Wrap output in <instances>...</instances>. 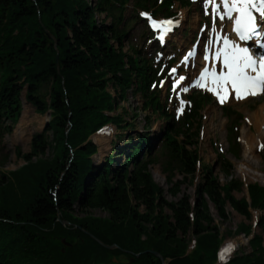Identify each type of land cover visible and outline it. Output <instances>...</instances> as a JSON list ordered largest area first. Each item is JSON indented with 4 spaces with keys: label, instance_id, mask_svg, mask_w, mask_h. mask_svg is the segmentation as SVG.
<instances>
[{
    "label": "trees",
    "instance_id": "16d2710c",
    "mask_svg": "<svg viewBox=\"0 0 264 264\" xmlns=\"http://www.w3.org/2000/svg\"><path fill=\"white\" fill-rule=\"evenodd\" d=\"M174 3L189 7L187 0H0V147L18 122L22 93L35 113L49 118L32 134L27 153L15 149L25 163L0 174V264H217L224 240L211 208L225 222L227 206L247 220L251 211L261 215L258 232L243 222L229 232L242 235L248 250L222 264H264V187L249 183L237 199L232 193L242 182L231 178L233 164L217 155L230 177L220 184L198 154L200 112L211 98L190 94L185 111L173 118L160 102L158 69L140 51L125 49L129 20L142 13L174 17ZM128 94H139L140 109L164 121L158 137L170 195L188 181L193 198L183 193L167 201L153 181L148 128L127 134L133 125L119 108ZM222 115L225 150L239 159L242 116L227 106ZM108 125L117 140L127 134L126 142L135 141L113 142V152L94 164L91 136ZM174 173L181 180L171 183Z\"/></svg>",
    "mask_w": 264,
    "mask_h": 264
},
{
    "label": "rangeland",
    "instance_id": "374dc122",
    "mask_svg": "<svg viewBox=\"0 0 264 264\" xmlns=\"http://www.w3.org/2000/svg\"><path fill=\"white\" fill-rule=\"evenodd\" d=\"M189 7H180L177 3H174L173 11L176 14L175 20L177 21V27L173 30L167 31V36L162 38L164 45L160 44L156 38V31L146 29L145 22L150 20L149 16L143 15L140 20H129L127 26V38L125 39V49L134 48L140 51V55L146 59H150L154 68L160 69V73L164 76L162 87L160 88V102L164 104L168 113H171L174 117H177L180 109H185L186 100L189 94L195 93V90L188 88V80L198 72V68L201 64L203 56V50L205 46L210 42L213 35H215L214 25L218 24L219 16L212 20L210 13L208 12L207 0H187ZM133 15L132 8L129 7L125 12V17L131 18ZM102 18L98 16V19ZM174 20V19H173ZM167 21V20H166ZM226 21V20H225ZM227 23V22H226ZM156 28H166L165 20L158 17L154 20ZM223 31L219 30L216 34L228 31V26L225 24ZM153 29V28H152ZM156 38L157 43L154 38ZM190 53H194L190 56ZM184 59L188 60V63H184ZM171 61V63H170ZM178 69L179 73L172 75L168 73V65ZM186 76L184 84H181L177 90H171L170 85L175 80L176 76ZM187 89L185 93L182 88ZM111 92V89L109 88ZM205 91V90H204ZM206 93L208 91H205ZM264 105V96L258 98H248L242 101L229 100L225 103H217L215 99H210V102L205 105V108L200 112L201 127L198 131L197 137V150L201 159V163L212 168L213 174L217 177L220 184L227 182L230 177L224 176L221 173L219 166L220 161L217 155L225 157L233 164V170L231 172V178L238 179L242 182V188L239 192L234 191L232 194L235 198L239 199L246 196V186L249 183L256 182L264 187V139L262 137V145H258L255 149L252 146V116L257 112V108ZM20 116L18 122L14 126V129L10 135H4L1 140L0 156L4 154L3 161L0 163V174H7V172L15 170L22 166L25 161L15 156V149L17 148L21 153H27L29 151V143L33 133L40 132L48 121V115H39L34 112L33 108L27 104L24 100L23 93L20 96ZM142 106V98L139 94L127 96V101L120 102L119 108H122L123 119L127 122H131L133 129L127 131V134L134 135L144 131L145 127L148 128V134H150L151 153L154 156V163L150 166V173L153 181L160 186L164 191V198L167 201L176 200L181 194L186 193L192 198L194 197V185L188 181L180 184L178 193L175 196H171L169 189L171 184L166 179V173L162 170V167L166 161L165 154L161 150L160 141L158 135L162 132L164 121L161 117L140 109ZM231 107L234 111L238 112L242 116V122L239 127V144H240V158L234 159L226 152V140H225V126L226 120L222 115V107ZM121 109L117 111L120 112ZM21 113H23V120L20 122ZM134 115L136 117H134ZM148 121V123H146ZM254 128V125H253ZM118 132L111 125H108L104 130L97 132L91 136L92 141L96 144L97 152L92 156L93 163H102L105 156L112 153L113 142H116L117 146H130L135 141V137L132 136L131 141H127V134L120 139H116ZM127 150H125L126 152ZM47 155V152H46ZM245 156V157H244ZM116 163L123 162V156H115ZM244 166H243V165ZM245 168L241 172L240 168ZM181 180L180 176L174 173L171 183ZM197 183V177L194 180V184ZM228 212V219L225 222H220L213 209L211 212L214 219V224L219 227L221 235L223 236V243L221 245H229L233 252L247 251V240L242 235H234L229 232H233L237 225L241 222L251 226L253 232H258L256 227L257 220L261 212L251 211L250 218L244 219L242 216L235 213L229 206L226 207ZM86 213L103 217L106 214L99 209H88ZM81 215V213H78ZM231 255V254H230ZM229 255V256H230Z\"/></svg>",
    "mask_w": 264,
    "mask_h": 264
},
{
    "label": "snow or ice",
    "instance_id": "6c2138e0",
    "mask_svg": "<svg viewBox=\"0 0 264 264\" xmlns=\"http://www.w3.org/2000/svg\"><path fill=\"white\" fill-rule=\"evenodd\" d=\"M233 12L238 13L234 18V31L241 41L249 40L260 34L259 30L264 26V0H231V3L229 0H218V6L214 9L213 14L220 13L219 19L223 20L225 18L233 19ZM142 15L146 14L142 13ZM223 43L225 48L231 46L227 37L224 38ZM256 64L257 61L252 59L246 48H234L233 54L225 51L224 68L227 71L222 69L217 79L225 83L231 82L237 99H243L246 95H256L257 89L264 92V61L261 62L259 71ZM248 69L256 75H250L246 71ZM204 71L207 73L208 70ZM212 74L215 76V70ZM221 102H223V97ZM229 250L230 247L225 249V251Z\"/></svg>",
    "mask_w": 264,
    "mask_h": 264
},
{
    "label": "bare ground",
    "instance_id": "6f19581e",
    "mask_svg": "<svg viewBox=\"0 0 264 264\" xmlns=\"http://www.w3.org/2000/svg\"><path fill=\"white\" fill-rule=\"evenodd\" d=\"M225 20H219L218 24L214 25L215 28V32H217L218 30L223 31L225 28ZM229 30L226 32H223L224 38L227 37V35L229 34ZM238 46H240L239 43H236ZM223 61L221 59H218L216 61L217 64L222 63ZM203 64V62H202ZM202 67V65H201ZM200 70V68H199ZM231 92H232V88L230 86H228L226 83L224 84L223 88L220 89L219 93H220V97H223V103L232 100V101H242V100H246L248 99V97H245L243 99H234L231 96ZM256 97V96H255ZM23 120V113H21V117H20V122ZM252 121V129H250L252 131V133L250 134L252 137V146L254 147V149L258 146V145H262V137L264 139V105H261L257 108V112L252 116L251 118ZM254 125V128H253ZM245 157V156H244ZM243 165V164H242ZM244 166V165H243ZM245 168L241 167L240 170L241 172L244 171Z\"/></svg>",
    "mask_w": 264,
    "mask_h": 264
},
{
    "label": "water",
    "instance_id": "95a60500",
    "mask_svg": "<svg viewBox=\"0 0 264 264\" xmlns=\"http://www.w3.org/2000/svg\"><path fill=\"white\" fill-rule=\"evenodd\" d=\"M52 38V37H51ZM54 40V39H53ZM54 48H56V41L54 40ZM56 63H57V59H56ZM62 224H65V222H61ZM64 245L65 246H68V244H65L64 243ZM105 248H107V249H112L114 246H105V245H103ZM227 248V247H226ZM224 252H226L225 250H224ZM155 256H157V257H159V255L157 254V253H153ZM228 257V256H227ZM162 262V264H164L163 263V261H161Z\"/></svg>",
    "mask_w": 264,
    "mask_h": 264
}]
</instances>
